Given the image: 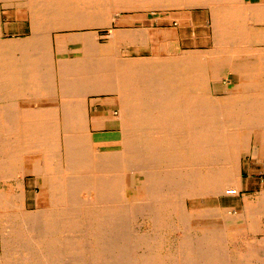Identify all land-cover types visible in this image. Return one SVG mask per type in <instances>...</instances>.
<instances>
[{"label": "bare ground", "instance_id": "bare-ground-1", "mask_svg": "<svg viewBox=\"0 0 264 264\" xmlns=\"http://www.w3.org/2000/svg\"><path fill=\"white\" fill-rule=\"evenodd\" d=\"M242 1L0 0V102L20 96L26 85L34 97L19 111L0 110V182L16 172L33 177L38 189L28 210L17 205L21 186L10 196L0 188V223L12 213L32 240H50L58 230L64 243L44 256L67 250L70 258L90 256V264H230L246 257L226 249L232 227L246 228L243 216L205 207L189 214L198 217L191 221L188 263L187 255L172 259L157 247L135 257L153 238L126 227L139 212L157 233L159 215L174 213L169 206H180L191 186L195 195H216L219 182L239 177L244 152L264 158V0ZM173 10L190 13L185 35H179L185 19L169 29L132 30L118 18ZM202 10L211 13L208 31L201 28ZM10 20L27 22L28 39L1 40ZM255 27L263 28L261 41L252 36ZM105 127L111 132L100 133ZM220 242L222 250L213 248Z\"/></svg>", "mask_w": 264, "mask_h": 264}, {"label": "rangeland", "instance_id": "rangeland-1", "mask_svg": "<svg viewBox=\"0 0 264 264\" xmlns=\"http://www.w3.org/2000/svg\"><path fill=\"white\" fill-rule=\"evenodd\" d=\"M256 1L257 0L249 1L248 4H244V2L242 1V3L245 6H248L250 3L256 2ZM189 14L190 13L188 11H185V12L181 13L180 11H174V10L171 11V12L155 11V12H151V13H148V14H132V13H125L124 12V13L121 14V16H118V18L122 19V20H124L126 22V23H124V27H126V29H132V30H133V28H134V30H139L138 28H140V29L141 28H143V29L146 28L147 29V27H148V29L152 28L153 30L169 29L174 24L172 21H174L176 19L177 20L185 19L184 25H185L186 29L182 28V27L179 28L180 29L179 35L181 36V35H185V32L187 30H189V26L191 25V23H190L191 20H189ZM143 16H145V17H143ZM165 16H167V17H165ZM133 19L137 20V21L135 20V26L131 25V23L134 22ZM202 27L204 28L205 31H208V27H207V23L206 22L203 23L201 28ZM252 31H253L252 36L255 38L257 36V34L260 35V33H262L263 28L262 27H260V28L259 27H255V28H252ZM110 34H111L110 31H107V30L106 31H101V35H103L105 37L104 40H102V41L107 43V40H109V35ZM255 41H261L259 36H257V40L255 39ZM261 47H264V44H262ZM124 52L127 53L128 49H124ZM78 55L80 56V53L76 52L75 54L72 55V57H76ZM233 86H234L233 84L230 85L231 88ZM110 100L113 101L112 99H110ZM96 103L98 104V102H96ZM96 107H97V105H96ZM96 114H98V113L96 112ZM103 114H106L107 116H114V113L111 112V111H108V110L104 111ZM108 131L111 132V129L108 128V127H105V129H103V130H101L99 132L102 133V134L103 133L105 134ZM110 147H111V145H110ZM253 151H254V149L252 150V152H251V150L250 151L248 150V151L244 152L241 155L242 157L239 160L241 161L242 168H241L240 175L238 174V176H239L238 178H236L232 182H223V181H221V182L218 183L217 187H214L218 192L220 191L218 194H216V195L209 194V195H205V196L204 195L203 196L202 195H195V194H193L195 192V189L192 188L194 186H191L189 188L188 195L183 197V199H182L183 201L181 202L180 206H179V203H178V205L177 204H171L169 206L170 208L174 207V210H173L174 213L173 212L170 213L168 211L167 212L164 211L161 215H159V220L162 221L159 224V227H160V229H158L159 232H157V233L153 232V223L151 222L149 217L145 216L144 214H140L139 212H135V213L133 212L130 222H128L126 224V227L129 229L130 233H135L136 235H138V234L139 235H145V236L153 238L152 240L150 239L149 245L148 244L144 245L143 247L139 248L136 251L135 257H142L144 255V253H148V251H153V250L158 251V249H159L161 254L164 253L163 254L164 256L168 255V256H171L172 259H173L174 257L183 258V257H185V255H187V257H185L184 260L187 263L190 262V261L193 262L194 261V258H193V250L194 249L193 248H194V243H195L194 240L195 239L191 235V233L193 232V235H194L195 231L192 230V228H191V221H194L195 219H197L198 215L193 217V216H191L189 214H194V212H197L200 215L202 210L212 209V210L218 211L219 213H225L226 212V213L230 214L229 216H232V215L233 216H237V215H235L232 212L231 209H222V208L216 206V203L219 200L224 199V197H222V196L239 194L241 192L242 177H248V176H252V175L264 176V158L260 154L254 153ZM233 153L237 154V151L233 150ZM219 156H221V155H219ZM221 157H223V155ZM212 158H216L215 154L212 155ZM220 161L222 162V159H220ZM206 170H207V168L203 169V172H207ZM15 173H14L13 177H9L10 180H8V179L6 180L7 182L5 181V179L1 180L0 188H2V190H5L6 193L10 196V195H13L14 193L17 192V190H16L17 186H21L20 187V192L16 193L17 194V196H16L17 205L21 209L26 208L28 210H33L34 209V198H33V196H34L35 192L38 191L37 188L35 189V186H34V183H33L34 178L30 177V176H26V178H24L23 176H20L17 173L15 175ZM15 176L16 177L18 176L19 178L17 177V180H16ZM21 177L23 179H21ZM2 181H4V182H2ZM8 182H10L11 184L8 183ZM13 182H15V183H13ZM133 187H134V185L130 184V186L128 188L129 197L131 198V200H135L136 199V195H137V193H136V191L134 190ZM235 189H237V191ZM8 190H9V192H8ZM193 202H194V205H193ZM169 211H171V209ZM179 211H181L180 212L181 214L179 213ZM186 211H187V214H186ZM175 213H176V216H175ZM182 213H184V214H182ZM173 214H174V216H173ZM178 214H179L180 217L178 216ZM218 214H214V215L217 216ZM162 215L165 218H163ZM188 215L191 216L193 220L191 219V217L189 218ZM183 217H185V219ZM3 219L4 220L0 223L1 224V228L3 226H5V228L7 230L6 229L5 230L2 229V232L0 230V232H1L0 239H1V236H5L9 241L7 240L8 243L7 242L4 243L2 239L0 241V264H27V263L28 264H42V263L43 264H65V263L66 264H81V262H83V264H84V262H86L87 264H90V262L92 261L90 256H89V258L88 257H84L82 260L80 258L79 259H75V258H77L75 256H73V258H70L68 256V251L67 250H65L66 253H64L61 256L57 255V256L45 257L44 253H45L46 249L47 250L49 249V251H50V247L52 249L53 247H56V245H58V244L60 245V242H61V244L64 243V240L61 238V233L58 230H56L57 232L55 231L54 234L49 237L50 240H47V239L45 240V239H42V238H40L41 240H39V239L32 240V238H29L31 233L30 232H26L27 231L26 230V226L24 225L22 227H19V225L21 226L23 224L17 223L15 221L14 215H12V213H11V215L10 214L7 215L6 218L3 217ZM167 219H169V220H167ZM181 221H182V223H181ZM4 222H7V223H4ZM173 222H176V223H173ZM187 223H188V225H187ZM14 224H16V226L18 225L17 227H19V228H17ZM183 224H185V225H183ZM160 225H162V228H166V229L162 230ZM166 225H168V226H166ZM240 225L241 224H239L238 227H235V226L232 227V238L233 239H229V242L226 244L228 246V247L226 246L227 247L226 248L227 251H232L230 249V245H232L235 241L238 240L236 238L237 234H235V232H236V230H238V228H240L242 226V225L241 226ZM170 227H171V229H170ZM10 229L11 230L14 229V230H12V232H10L11 231ZM20 230H21V232H20ZM16 232L19 235H17ZM11 233H13V234H11ZM23 234H25L26 236L23 235ZM28 235H29V237H27ZM55 235H56V237H55ZM198 235H199V233H198ZM157 236H159V237H157ZM199 236H201V234ZM51 237H53V238H51ZM156 238H157L158 241L156 240ZM160 239H162V240H160ZM13 240H14V242H12ZM23 240H25L26 242H24ZM22 242H24V243H22ZM158 242H159V244H161V246L158 244ZM1 244H3L4 247H2ZM221 244H222V242L216 243L213 248L218 247V248H221V250H222V248H224V244H222V245ZM21 245H22V247H21ZM44 245H46V248H45ZM157 245H159V246H157ZM220 246H222V247H220ZM41 247H42V249H41ZM146 247H149V248H146ZM79 248L80 249L82 248V244H80ZM43 250H45V251H43ZM176 252H177V254H176ZM98 255H99V253L94 252V256H95L94 259L95 260H99V258H96V256H98ZM52 259H53V261H52Z\"/></svg>", "mask_w": 264, "mask_h": 264}, {"label": "crops", "instance_id": "crops-1", "mask_svg": "<svg viewBox=\"0 0 264 264\" xmlns=\"http://www.w3.org/2000/svg\"><path fill=\"white\" fill-rule=\"evenodd\" d=\"M249 1L252 0H243L244 4H248ZM199 18L202 20L204 19L202 21L204 23V22H208L209 19H211L212 17H211V13L208 14V12L202 10L200 11ZM4 24H5L4 28L6 27V24H9L11 26V30L10 33H5V35L1 38L3 42L25 41L26 39H28L29 30L26 21L10 20V22L8 23L5 21ZM8 38L11 39L8 40ZM12 52H16V51L14 50ZM12 54L13 56L15 55V53ZM28 87L29 85H26L24 87V90L22 91L20 96L16 98L12 97L11 99L7 100V102L6 101L0 102V107H4V108H0L2 113L4 112V109L6 108L11 109L13 107L14 109H17L19 111V108H17L19 103L25 104L26 101L33 100L34 97H32L31 93L30 94L28 93L29 92ZM10 89L9 90L12 91L13 88L11 87ZM222 197H224L225 200L224 199L219 200L216 203V206L222 209H231L235 215L240 217L243 216V218L245 217L247 223L246 228H244V226H241L240 228H238V230H236L235 234H237L238 240L235 241L232 245H230V249L232 250L233 253L245 252L246 257L245 256L243 258L236 257L234 260H231L229 263L230 264H234V263L264 264V176L252 175L248 177H242L241 192L239 194L225 195ZM258 208L260 209L259 212H258ZM257 218L258 220H256ZM220 263L218 262L216 264H220ZM226 263L228 264V262H223L222 264H226Z\"/></svg>", "mask_w": 264, "mask_h": 264}]
</instances>
